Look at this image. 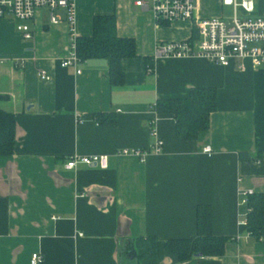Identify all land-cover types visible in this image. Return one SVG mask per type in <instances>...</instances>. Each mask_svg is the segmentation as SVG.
I'll return each instance as SVG.
<instances>
[{"label":"crops","instance_id":"obj_1","mask_svg":"<svg viewBox=\"0 0 264 264\" xmlns=\"http://www.w3.org/2000/svg\"><path fill=\"white\" fill-rule=\"evenodd\" d=\"M75 3L78 37L92 34L95 15L115 14L118 34L135 38L138 56L122 60L124 84L112 85L105 59L61 65L71 31L64 12L52 24L39 10L32 40L13 17L0 19V110L16 116L17 128L13 154L0 155V264H30L34 252L43 254L40 264H136L124 246L140 236L158 238L160 264H264V240L242 223V193L264 192V65L156 57L159 42L197 39L195 23L157 24L134 0ZM224 7L199 0L196 14L220 17ZM254 7L251 16L264 15V0ZM145 56L154 57L151 73ZM194 87L216 88L218 108L207 131L178 140L173 115L153 107ZM95 113L115 121L99 124ZM156 141L161 152L152 150ZM122 149L148 153L141 159ZM240 153L261 159L241 161ZM93 154L108 155V167H64L72 155ZM202 204L212 208L213 233L233 240L223 255L179 262L164 243L196 235Z\"/></svg>","mask_w":264,"mask_h":264},{"label":"trees","instance_id":"obj_2","mask_svg":"<svg viewBox=\"0 0 264 264\" xmlns=\"http://www.w3.org/2000/svg\"><path fill=\"white\" fill-rule=\"evenodd\" d=\"M168 24V23H165ZM77 55L81 61L102 58L108 63L112 85H122L125 73L122 60L137 57L136 40L121 36L117 32L115 14H97L93 17L92 34L77 37ZM146 70L153 72L154 57H143ZM218 108V92L214 87L191 88L187 97L160 99L153 110L160 114H171L175 119L178 140H195L210 126V115ZM99 124H112V113H95ZM16 116L0 110V155L13 154L16 146ZM241 161L255 162L261 158L240 153ZM246 230L256 240H264V192H253L246 197ZM231 237L218 236L212 230V208L202 204L197 208V232L188 238L165 241L166 251L175 255L179 262L188 261L198 255L220 256ZM124 254L136 260V264H160L159 240L155 236L133 237L126 241Z\"/></svg>","mask_w":264,"mask_h":264},{"label":"built area","instance_id":"obj_3","mask_svg":"<svg viewBox=\"0 0 264 264\" xmlns=\"http://www.w3.org/2000/svg\"><path fill=\"white\" fill-rule=\"evenodd\" d=\"M199 0H134V4L145 10H149L157 24L172 23L175 21H191L195 23L198 38L159 42L156 45V57H203L210 63L223 66L230 65L233 61L250 58L255 66L264 65V15L251 16L254 12V0H222L224 6L232 7L233 14L229 17H199L196 14ZM48 11L49 21L52 24L60 23L64 19L70 24V39L68 55L61 65L77 67L80 59L77 55V35L74 31L76 3L75 0H0V19L13 17L16 29L25 40L34 37L30 22L34 20L39 10ZM241 9L246 15H239ZM148 71H151L149 68ZM81 71L77 69V73ZM44 74V72L42 73ZM162 142L156 141L152 146L155 152H161ZM204 152L212 151L207 145ZM120 154H133L141 159L148 153L141 149H122ZM79 165L97 166L107 168L109 157L106 154L72 155L64 167L67 170L76 169ZM253 191L242 193V203H246V197ZM246 214L242 220L247 224ZM44 256L40 252H34L30 258V264H40Z\"/></svg>","mask_w":264,"mask_h":264},{"label":"rangeland","instance_id":"obj_4","mask_svg":"<svg viewBox=\"0 0 264 264\" xmlns=\"http://www.w3.org/2000/svg\"><path fill=\"white\" fill-rule=\"evenodd\" d=\"M256 3H258V0H256ZM63 11H57V13H62ZM233 14V9H232V7H229V6H225L224 8H223V15H224V17H228V16H231ZM241 14H243V16H244V12L241 10V9H239V15H241ZM255 14V13H254ZM253 14V15H254ZM252 15V14H251Z\"/></svg>","mask_w":264,"mask_h":264}]
</instances>
